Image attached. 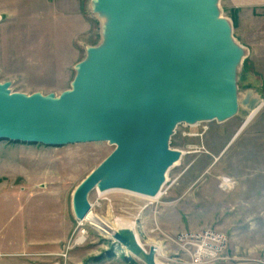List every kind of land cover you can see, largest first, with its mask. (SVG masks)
I'll return each mask as SVG.
<instances>
[{
  "label": "rangeland",
  "instance_id": "rangeland-1",
  "mask_svg": "<svg viewBox=\"0 0 264 264\" xmlns=\"http://www.w3.org/2000/svg\"><path fill=\"white\" fill-rule=\"evenodd\" d=\"M92 2L0 0V86L7 94L54 100L73 92L82 65L93 63L91 52L103 37ZM215 4L229 39L244 52L231 78L234 113L195 125L173 124L167 146L183 155L166 172L163 196L156 202L122 189H95L87 198L90 212L108 228L114 230L116 218L134 222L145 251L159 246L155 261L160 264H191L186 250L172 240L207 229L223 233L227 243L221 259L207 258L203 264H264V86H247L256 83L251 74L264 84V73L251 71L246 45L258 37L254 22L264 9L240 0ZM101 5L99 12H110ZM254 97L257 103H250ZM245 100L250 105H243ZM250 108L259 110L242 127ZM114 149L106 141L47 147L1 140L0 261L144 264L112 240L107 228L102 229L109 235L73 217V191ZM79 239L82 243H76ZM98 257L104 260L94 262Z\"/></svg>",
  "mask_w": 264,
  "mask_h": 264
},
{
  "label": "water",
  "instance_id": "water-1",
  "mask_svg": "<svg viewBox=\"0 0 264 264\" xmlns=\"http://www.w3.org/2000/svg\"><path fill=\"white\" fill-rule=\"evenodd\" d=\"M101 2L118 15L115 39L123 49L91 52L94 61L82 65L72 94L25 97L0 86V140L47 147L115 145L73 191L77 221L87 218L88 195L105 178L119 190L155 195L178 161L167 146L173 124L218 120L235 109V85L221 77L222 62L236 54L225 50L222 25L204 23L208 0ZM248 100L243 105L257 103L255 97ZM111 237L144 264L156 263L157 249L145 252L133 230L120 228Z\"/></svg>",
  "mask_w": 264,
  "mask_h": 264
},
{
  "label": "bare ground",
  "instance_id": "bare-ground-1",
  "mask_svg": "<svg viewBox=\"0 0 264 264\" xmlns=\"http://www.w3.org/2000/svg\"><path fill=\"white\" fill-rule=\"evenodd\" d=\"M92 3H94L93 5L95 6L96 10L99 13L98 16L101 17V19H102L101 21H102V26L103 27L102 26L101 27L104 28L103 29V37L101 39L100 46L98 48L93 49L92 51L110 53V52L122 50L123 47H122L121 43L117 42L116 39H115L116 35H117V26L119 25L118 24L119 23L118 22V15L115 14V12H113V13L112 12H99L100 10L98 9V7H99L100 3H102L101 1L99 2L98 0H94V2H92ZM215 3H216V0H208V2H207L205 7H206V9H208L210 11V16H209L208 20L206 22H204V23L205 24H220V25H222L223 28L225 29L224 34L222 36V41L225 44V50L227 52H233V53L236 54V58L235 59H231V60L229 59L227 62H222V67L224 69V72H223L224 76H222L221 78L223 80L227 81L228 84H229V83H232L231 82L232 81L231 78H232L233 74L240 68V65H241V62H242V58L244 56L243 55L244 52L242 50H240V48H238V46L236 44L235 45L233 44L234 42L232 41V39H229V35H228L229 31H227V34H226V30H227L226 23H225V21L223 19L217 18L218 12H217V10H215V9H217L216 6H215L216 5ZM213 4H214V6H212ZM100 13H101V15H100ZM218 19H220V20H218ZM235 46H237V47H235ZM233 92H234V97L233 98H236L237 96L235 97V88H233L232 93ZM70 94H72V93H70ZM235 105H236V99H235ZM258 110H259L258 108H256V109L252 108V110H250L251 115L246 118V120L242 124V127L245 126L248 123L247 121H249L256 114V112ZM198 122H199V120H191V121H189V123L192 124V125H195ZM172 151L177 154L178 160L183 155L182 152H180L178 150H172ZM177 162H174L171 165V167L173 165L177 164ZM171 167H169V168H171ZM167 171L168 170H166V172ZM164 180H165V176H163V183L161 184V186L159 187L158 192L155 195H145L146 197H149L150 201L156 202L157 200H159L163 196L161 187L164 184ZM223 184H224L223 186H225L227 188L229 187V181L224 180ZM116 187L117 186H114L113 184H111L109 182L108 178H105L96 187V189L100 193H104L107 190L109 191V190H112V189H119V188H116ZM139 195H144V194H139ZM71 203H72V200H71ZM71 208H72V204H71ZM84 222H89L90 225H92L93 227L99 229V231L103 232L104 234L109 235V233H106V232L103 231V229L107 228L111 232L110 233V237L112 236V233L114 231H117L120 228H129V229L134 231V234H135V236L137 238V234H136V232L134 230L135 223L132 222V221L126 220V219H121V218L114 219L113 224H112L114 230L112 228H108L109 227L108 224L104 223L103 221H101L100 219L95 217L92 214V212H90L87 215V218L84 219ZM81 241L82 240L79 239V240L76 241V243H82ZM154 246L156 247L157 251L159 252V250H160L159 246L157 244H154ZM145 252H147V251H145ZM136 259L142 261V257L141 256L136 258ZM155 264H160V263L158 261H156Z\"/></svg>",
  "mask_w": 264,
  "mask_h": 264
},
{
  "label": "built area",
  "instance_id": "built-area-1",
  "mask_svg": "<svg viewBox=\"0 0 264 264\" xmlns=\"http://www.w3.org/2000/svg\"><path fill=\"white\" fill-rule=\"evenodd\" d=\"M172 241L186 250L191 264H203L207 258L211 261L221 259L227 238L223 233L207 229L181 233Z\"/></svg>",
  "mask_w": 264,
  "mask_h": 264
},
{
  "label": "crops",
  "instance_id": "crops-1",
  "mask_svg": "<svg viewBox=\"0 0 264 264\" xmlns=\"http://www.w3.org/2000/svg\"><path fill=\"white\" fill-rule=\"evenodd\" d=\"M240 3L244 6H254L260 9H264V0H252V1H243L240 0ZM254 23L258 24L257 26V31H258V37L254 38L253 44L252 46H250V43L246 44L250 49V56L247 60L250 61L251 65H252V69L251 71H257V72H262L264 73V15L262 16H258L256 17ZM251 75H249V79L251 82H256L254 83V85H250L247 84V86H251V87H262L264 86V84H260V80H257L256 78H252ZM29 243H32L34 241L29 240ZM15 260L11 261V260H4V261H0V264H15Z\"/></svg>",
  "mask_w": 264,
  "mask_h": 264
},
{
  "label": "trees",
  "instance_id": "trees-1",
  "mask_svg": "<svg viewBox=\"0 0 264 264\" xmlns=\"http://www.w3.org/2000/svg\"><path fill=\"white\" fill-rule=\"evenodd\" d=\"M0 141H1V140H0ZM111 256H112V255L108 254V256H107L106 258L109 259V258H111ZM103 260H104L103 257H98V258H95V259H94V262L99 263V262H101V261H103Z\"/></svg>",
  "mask_w": 264,
  "mask_h": 264
}]
</instances>
